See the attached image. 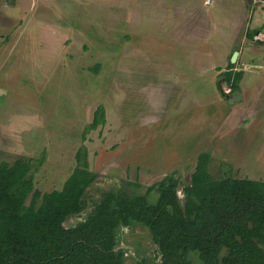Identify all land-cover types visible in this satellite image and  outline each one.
<instances>
[{
	"label": "rangeland",
	"instance_id": "rangeland-1",
	"mask_svg": "<svg viewBox=\"0 0 264 264\" xmlns=\"http://www.w3.org/2000/svg\"><path fill=\"white\" fill-rule=\"evenodd\" d=\"M48 1H37L30 23L18 29L20 35L14 27L0 26V163L45 156L33 173L34 185L42 194L51 193L63 189L76 166L78 149L86 147L90 169L99 176L87 190L89 211L104 192L143 195L147 187L175 172L181 184H187L203 153L211 155L215 176L264 181V69L258 68L264 65L258 60L264 57V43L246 38L233 47V54L240 50L237 67L246 75L242 83L247 90L254 88L236 106L219 98L215 69L201 74L205 54L194 60V54L186 52L212 51L220 64L234 38L232 29L238 30L242 20L246 26L253 20L256 28L258 13L246 7V22V11L236 8L234 0H229L230 7L223 6V0H192L213 26L221 25L210 41L204 36H194L188 43L169 34L159 37L170 32L162 28L154 40L127 36L128 53H121L126 39L122 32L128 26L124 17L109 32L100 12L82 10L88 0H66L68 16L59 24L83 43L66 39L59 43L61 34L51 31L59 19L41 25L39 18L45 11L56 14L55 5L63 0ZM95 4L97 9L99 3ZM74 27L78 35L72 32ZM260 37L264 40L263 34ZM96 66L99 72L94 71ZM164 77L188 81L179 100L188 104L187 109L177 116L171 109L166 115L145 116L147 107L156 105V88L161 89ZM100 106L106 124L85 136ZM178 188L183 201V188ZM84 216L68 218L65 226H75ZM117 246L125 253L124 264L161 263L149 230L140 224L122 227ZM191 259L201 264L197 255Z\"/></svg>",
	"mask_w": 264,
	"mask_h": 264
},
{
	"label": "trees",
	"instance_id": "trees-1",
	"mask_svg": "<svg viewBox=\"0 0 264 264\" xmlns=\"http://www.w3.org/2000/svg\"><path fill=\"white\" fill-rule=\"evenodd\" d=\"M259 31L248 30V40ZM235 69L230 63L220 75V93L224 84L239 88L244 74ZM105 124L100 106L84 135ZM45 158L0 163V264H124L117 233L133 223L149 230L160 264H193L191 255L201 264H264V181L215 176L210 154L199 156L187 184L173 173L143 195L104 192L87 218L72 227L65 222L87 209V190L99 176L83 146L63 189L42 194L33 173Z\"/></svg>",
	"mask_w": 264,
	"mask_h": 264
},
{
	"label": "crops",
	"instance_id": "crops-1",
	"mask_svg": "<svg viewBox=\"0 0 264 264\" xmlns=\"http://www.w3.org/2000/svg\"><path fill=\"white\" fill-rule=\"evenodd\" d=\"M37 1L38 0H0V14L5 15L6 11L9 12L8 14L5 15L7 18L6 17H4L5 19L0 18V26L14 27V33L20 35L18 29L22 24L26 26L30 23L33 13L36 10L35 8L37 6ZM49 1H54L55 4L58 2V0H49ZM102 1L103 0H88L89 4H83L82 10H86L88 11V13L92 15H95L97 12H100L99 14L103 18V20H105L104 22L105 26L106 25L109 26V32L112 30V27L113 28L117 27L116 24H118L121 20H123L122 17L125 18V20L128 23V26L122 32V37L126 39L122 44L124 50H122L121 53H128L125 48L126 46L127 47L130 46L127 43L128 42L127 36L144 37L147 41L154 40L156 38L155 36H157L160 33L162 28L169 29L170 32H167L165 34L160 33L159 37L169 34L172 37V39L173 37L178 36L180 38H183L184 41L187 43L189 41H193L192 39L194 36L195 38L200 36L208 37V40L210 41L211 40L210 38H212L214 34H217L218 31H221V25L216 26L214 24L213 26L211 20H209L210 19L209 16L207 17L205 11L199 9V7H197V4L193 3L192 0H107L105 2ZM95 2L99 3L97 5V9H94L96 7ZM65 3L66 0H63L55 5L56 14H53V10L47 12L45 11L46 14L41 13L39 18V24L42 23L41 25H43L45 20L46 23L51 24L49 20H52L53 17H56V19H59L58 23L51 27V31H54L53 33L61 34V39L59 43L63 42L65 39L71 41V43L74 44L78 42L83 43V41L78 40L77 36H72L68 27L65 26L61 27L59 24L61 23L62 18L68 16V10L65 9L66 6ZM234 3L236 5V8L240 9L242 13L246 11L244 17L245 19L247 18V13H248L247 8L250 11L253 10L256 13H258L257 19L255 21L257 27L256 28L252 27L253 20L251 21V24L249 26H246V23H243L242 20L238 30L232 29L231 34L234 38L230 42L231 45L229 46L227 53L223 56L222 59L220 58V64L216 62L215 56H213L212 51L198 52V51L187 50L186 52H188L189 54L191 55L194 54L191 57V59L194 58V60L196 59L197 56L200 55L201 57H203L202 54H205L206 56V60L204 63L205 66H202L200 68L203 70L201 74H203L206 70L208 71L215 69L217 73V78H219L220 74L226 72L229 69L231 58L233 56V50H234L233 47L235 46L236 42L239 41L245 42L246 41L245 39L247 38L248 30H252V31L261 30L259 32H261V34L264 35L263 33L264 32V0H250L249 2H247L246 0H234ZM249 5H251V7H248ZM223 6L230 7L231 5L229 3V0L227 1L223 0ZM50 7L51 6L46 5V8H50ZM72 32L73 34L78 35L77 29L75 27L74 30H72ZM260 35L258 36L256 35L255 40L249 42H252L254 44L264 43V40L262 39V37H260ZM57 38L59 37L57 36ZM256 38H258V40ZM238 51L240 56V50ZM108 56L109 58L112 57L109 54ZM238 60L235 63L236 65L235 70L242 71V68L240 69L237 67ZM258 60L264 64V57L259 58ZM256 62L257 61L254 60L253 64L251 63L249 64L254 65ZM258 68L264 69V65L258 66ZM242 72L244 75L242 81L239 84L241 89L243 90V94H241L243 100L249 97L248 96L249 93H251L252 91L254 92V88L252 89V87H250L249 90H247L244 83H242L246 76L244 69ZM164 78L165 80L163 79V83L159 85L161 86V89L157 90L156 88L157 98H155L156 99V105L154 106L155 109L152 106L147 107V109L145 110V116H150V115L159 116L162 114L166 115L170 109H171L170 112L171 115L177 116L183 107L184 109H187L188 104L186 103L182 104L179 102V100H180V93L186 90L185 84H187L188 81L186 79H182V82L176 83L173 82V80L170 77H169L170 79H167L166 77ZM225 87L226 85L223 86L224 92L228 94L230 90H227ZM159 90L160 93L157 96V91ZM219 94H220L219 98L223 99L220 91ZM238 103L235 104L234 106L238 105Z\"/></svg>",
	"mask_w": 264,
	"mask_h": 264
},
{
	"label": "flooded vegetation",
	"instance_id": "flooded-vegetation-1",
	"mask_svg": "<svg viewBox=\"0 0 264 264\" xmlns=\"http://www.w3.org/2000/svg\"><path fill=\"white\" fill-rule=\"evenodd\" d=\"M261 31V30H260ZM261 34V32H258L256 35L258 36V35H260ZM221 75V74H220ZM220 77V76H219ZM220 79V78H219ZM219 79H218V81H219ZM223 87V86H222ZM222 90H223V93H221V95H222V97H223V99L225 100V102H227V104L228 103H230V101L231 100H234V98L236 97V93L238 92L239 94V96H240V99H239V101L240 100H242V97H241V94H243V90L241 89V87H240V85H239V88L238 89H235V90H231L230 89V92L227 94V93H225L224 92V89L222 88ZM225 96H224V95ZM239 96L237 97V98H239ZM228 97V98H227ZM246 101V99H243V101L242 102H240L241 104H243L244 102ZM238 103V101H235V102H233V104L235 105V104H237ZM240 103H238V104H240ZM230 105H231V103H230ZM175 173H177V172H175ZM173 174V173H172ZM166 178V177H165ZM164 180V179H163ZM99 199H100V196L98 197V198H96V201H94L93 202V205H94V203H96L97 201H99ZM87 202H88V207H89V201L87 200ZM93 205H92V209H93ZM88 207H87V209L84 211V212H82L80 215H78V216H84V214H86L85 216H84V219H82V220H80V222H82V221H84L86 218H87V216L91 213V211H92V209L89 211V209H88ZM79 223V222H78ZM77 223V224H78ZM122 227H120L119 228V230H118V233H117V238H116V241L118 242V240H119V231H120V229H121Z\"/></svg>",
	"mask_w": 264,
	"mask_h": 264
},
{
	"label": "water",
	"instance_id": "water-1",
	"mask_svg": "<svg viewBox=\"0 0 264 264\" xmlns=\"http://www.w3.org/2000/svg\"><path fill=\"white\" fill-rule=\"evenodd\" d=\"M250 1V0H249ZM264 33V32H263ZM238 57H239V52H235L234 54H233V56H232V58H231V63L232 64H235L236 62H237V60H238ZM239 93L237 92L235 95H236V97L234 98V100H231L230 101V103H233V102H235V101H239V99H240V96L238 95ZM239 96V98H237ZM119 249H116V251H118Z\"/></svg>",
	"mask_w": 264,
	"mask_h": 264
}]
</instances>
